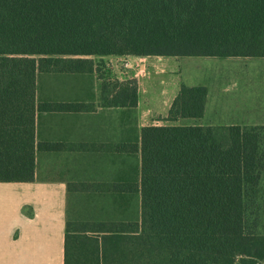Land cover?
Returning <instances> with one entry per match:
<instances>
[{
	"label": "trees",
	"instance_id": "trees-1",
	"mask_svg": "<svg viewBox=\"0 0 264 264\" xmlns=\"http://www.w3.org/2000/svg\"><path fill=\"white\" fill-rule=\"evenodd\" d=\"M108 56L264 58V0H0V182L35 180L42 115L88 110L80 82H100V106L134 110L138 84ZM206 98L181 84L172 124L140 129L128 197L66 208L64 264H264V232L245 221L264 126L199 123Z\"/></svg>",
	"mask_w": 264,
	"mask_h": 264
},
{
	"label": "crops",
	"instance_id": "crops-1",
	"mask_svg": "<svg viewBox=\"0 0 264 264\" xmlns=\"http://www.w3.org/2000/svg\"><path fill=\"white\" fill-rule=\"evenodd\" d=\"M150 57L159 56L103 59L108 64L117 59L135 58L141 61L137 71L146 72ZM111 72L120 81L129 78H121L119 71L115 73L111 69ZM99 84L94 80L88 85L84 81L78 85L95 89L96 100L88 110L42 115L41 178L36 175L32 182H0V264H64L67 199L77 200L79 194L95 199L128 197L124 185L129 183L131 168L135 179L138 178L139 166V154L131 155L130 147L139 144L140 129L146 125L171 124L162 120L166 117L163 114L139 109L140 82L137 81V106L132 111L100 106L97 102ZM206 103L207 98L204 111ZM65 151L84 153L91 160H108V167L115 169L113 177L112 173L110 178L95 174L89 183L82 184L74 175H69L68 179L47 175V169L61 172L60 161L62 163Z\"/></svg>",
	"mask_w": 264,
	"mask_h": 264
},
{
	"label": "rangeland",
	"instance_id": "rangeland-1",
	"mask_svg": "<svg viewBox=\"0 0 264 264\" xmlns=\"http://www.w3.org/2000/svg\"><path fill=\"white\" fill-rule=\"evenodd\" d=\"M123 61H128L131 66L124 67ZM140 63L141 61L135 58L117 59L108 64L105 62V69L110 71L113 69L115 73L119 71L121 78L129 77L140 82L141 106L139 109L148 110L150 114L158 113L166 116L169 104L181 84L200 85L207 89V103L199 123L264 126L263 57H150L146 72L137 71ZM142 74H144L143 77ZM69 85L66 84V86ZM82 92L87 93L83 96L84 100L87 99L86 101L90 100L87 98L88 92L92 93L93 102H95L94 87H83ZM192 121L185 120L184 123L190 124ZM262 149L264 150V140ZM65 153L62 156V163L60 161L61 172L58 174L57 169H47V175H58L67 179L69 175H74L82 184L89 183L95 174L102 178H110L109 174L112 173L113 177L115 169L108 167V160H91L83 155L84 153L72 154L66 151ZM104 165L105 169H103ZM36 175L38 178L43 176L40 154L37 155ZM115 183L116 181L113 182V186ZM90 199L95 200V198ZM83 201H85V194H79V199L66 201V208L67 210L79 208L84 205ZM245 217L248 227L264 232V168L258 196L254 205L246 209Z\"/></svg>",
	"mask_w": 264,
	"mask_h": 264
},
{
	"label": "built area",
	"instance_id": "built-area-1",
	"mask_svg": "<svg viewBox=\"0 0 264 264\" xmlns=\"http://www.w3.org/2000/svg\"><path fill=\"white\" fill-rule=\"evenodd\" d=\"M123 64H124V65H123L124 67L131 66V64H130L128 61H123Z\"/></svg>",
	"mask_w": 264,
	"mask_h": 264
}]
</instances>
